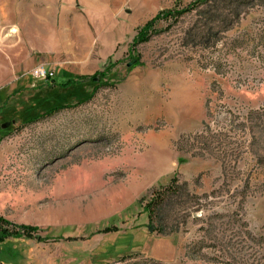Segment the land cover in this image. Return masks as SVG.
<instances>
[{
	"label": "rangeland",
	"instance_id": "rangeland-1",
	"mask_svg": "<svg viewBox=\"0 0 264 264\" xmlns=\"http://www.w3.org/2000/svg\"><path fill=\"white\" fill-rule=\"evenodd\" d=\"M190 1L0 0V214L38 227L0 264H264V0L159 18L130 45ZM108 61V80L58 82Z\"/></svg>",
	"mask_w": 264,
	"mask_h": 264
},
{
	"label": "trees",
	"instance_id": "trees-1",
	"mask_svg": "<svg viewBox=\"0 0 264 264\" xmlns=\"http://www.w3.org/2000/svg\"><path fill=\"white\" fill-rule=\"evenodd\" d=\"M216 1H219L220 3H216ZM252 0H192L186 5L182 7H175V8H167L159 10L157 13H155L152 17H150L148 20H146L137 30L135 35L132 38L131 46L135 45L139 42H143L149 39L150 35L155 30V22L159 18H168L173 17L177 18L180 15H182L185 12H190L202 5H208L213 8L214 11H218V15H223L225 17L234 18L233 20H239V15L241 12V6L244 4L250 2ZM137 63V61H135ZM113 66V63L111 61L107 62V65L102 70H96L90 74L86 73H80V74H69L68 77L63 81H58L59 84L64 86H69L73 84H77L79 82L90 80V81H98L101 80L102 77H106L108 80V73L110 72L111 68ZM60 72V68L58 69V73ZM48 82H56V79L54 76H51L48 80ZM47 81L45 83H47ZM102 84H106L107 81H101ZM93 92H90L88 94H84V97H78L77 99H72L69 101H61L59 103H53L50 104L47 108L42 110V112L37 113L36 115L30 117L28 120L33 121L41 118L42 116L50 115L54 112H56L59 109L65 108L67 106L78 104L87 101L89 98H91ZM181 160V159H179ZM164 194V193H163ZM163 194L161 192H158L157 189H153L151 192V196L148 200H146L143 203V210L146 212V215L148 217V221L146 223V226L152 231V216H153V205H156L157 203L161 202L160 198H162ZM146 197L141 196L139 198V201L142 202ZM37 225L29 224V223H17L13 222L10 219L6 218L5 216L0 214V242L4 241L9 236H32L33 232L37 229ZM102 231H111V230H117L116 227L106 225L101 229ZM134 232L130 229L126 230L125 232L121 233V239L118 241V243H108L105 247L108 249V253H104L103 256H111L112 254H116L117 251H115L114 247L119 243H130L132 240ZM123 255V254H122ZM121 255V256H122ZM125 255V254H124ZM123 255V256H124ZM120 256V255H116Z\"/></svg>",
	"mask_w": 264,
	"mask_h": 264
},
{
	"label": "built area",
	"instance_id": "built-area-1",
	"mask_svg": "<svg viewBox=\"0 0 264 264\" xmlns=\"http://www.w3.org/2000/svg\"><path fill=\"white\" fill-rule=\"evenodd\" d=\"M31 74L36 79L46 82L53 75V70L46 67L44 63H39L33 67Z\"/></svg>",
	"mask_w": 264,
	"mask_h": 264
},
{
	"label": "water",
	"instance_id": "water-1",
	"mask_svg": "<svg viewBox=\"0 0 264 264\" xmlns=\"http://www.w3.org/2000/svg\"><path fill=\"white\" fill-rule=\"evenodd\" d=\"M132 62H128V65H130ZM7 124V123H6ZM6 124H3L2 126L4 127V126H6Z\"/></svg>",
	"mask_w": 264,
	"mask_h": 264
},
{
	"label": "crops",
	"instance_id": "crops-1",
	"mask_svg": "<svg viewBox=\"0 0 264 264\" xmlns=\"http://www.w3.org/2000/svg\"><path fill=\"white\" fill-rule=\"evenodd\" d=\"M13 29H15V30H16V28H15V27H12L10 30H11V31H13Z\"/></svg>",
	"mask_w": 264,
	"mask_h": 264
}]
</instances>
